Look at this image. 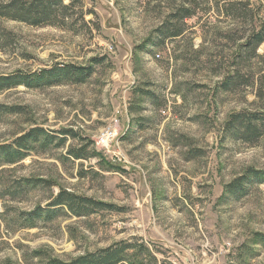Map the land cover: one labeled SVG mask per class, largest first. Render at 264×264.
<instances>
[{
  "label": "rangeland",
  "instance_id": "rangeland-1",
  "mask_svg": "<svg viewBox=\"0 0 264 264\" xmlns=\"http://www.w3.org/2000/svg\"><path fill=\"white\" fill-rule=\"evenodd\" d=\"M45 1L61 3L35 23L12 7L34 0H0V79L92 72L0 92V147L44 131L23 160L0 161V264L70 262L123 243L122 264H264V179L227 194L264 172V44L257 56L243 49L264 0H192L196 15L168 25L183 35L166 40L183 0ZM240 113L258 134L230 130ZM64 191L113 209L53 207Z\"/></svg>",
  "mask_w": 264,
  "mask_h": 264
},
{
  "label": "trees",
  "instance_id": "trees-1",
  "mask_svg": "<svg viewBox=\"0 0 264 264\" xmlns=\"http://www.w3.org/2000/svg\"><path fill=\"white\" fill-rule=\"evenodd\" d=\"M60 1V0H58ZM171 1V0H166ZM220 1V0H219ZM222 1V0H221ZM195 2V1H194ZM60 2H46L45 0H34L33 8H26L24 5H13L15 12L18 13L21 21H30V19H35V23H46L50 19H54L56 15L55 4H60ZM193 3L192 0H183L180 7L177 10H172L170 14H168L167 20L165 21V26L171 23L173 24V20H177L178 25H184L185 21L191 19L196 15V9L191 5ZM16 4V3H15ZM217 5H219L217 3ZM11 7V6H10ZM9 8V7H8ZM55 9V10H54ZM225 12L228 16H232L234 18H243L248 19V15L246 12L244 14H239L237 10L234 8L226 7ZM222 13V12H221ZM250 19V18H249ZM252 17V21H253ZM39 25V24H37ZM178 25H174L168 27L163 31V40L167 38H179L183 35L184 30L178 27ZM264 44V21L262 22L260 30H254L252 34L248 37L247 42H245L243 49L248 53L257 56V51L261 45ZM91 68H77L74 66H65V67H56L54 69L48 71H42L39 75L32 78H24L23 80H8L6 78L0 79V92L12 87L13 85L24 84L26 87H32L33 84L37 83H53L55 85H59L63 83V81L71 80L75 82L85 81V77L91 75ZM89 73V74H88ZM230 81V80H229ZM228 81L225 82L224 86L228 85ZM227 126L230 130L240 131L244 137L249 134L256 135L259 132V128L261 126L255 125L251 118H247L244 114H237L230 118ZM44 134L42 129H34L30 131L28 134L19 138L14 145H6L0 147V161L4 163L12 164L16 161H21L26 157L25 151L30 148V145L34 143H39L41 141L40 137ZM45 142L47 140H44ZM75 157L80 158V155H75ZM249 174L238 180H235L227 187V194L230 195H238L241 193V190L244 188V181L247 180L248 176L252 178H263L264 172H254L251 170L248 172ZM53 207H67L71 212H73L77 216H83L86 212H94L98 210H107L113 209V206L108 204L100 203L94 201L89 198H82L75 196L73 194H68L67 192H61L60 195L56 198V200L52 204ZM257 240H260L264 244V235L256 234ZM132 246L129 244H115L106 248L104 250L99 251L95 254H89L85 256H81L70 262H62L61 260H50L46 264H122L124 261H127V253L128 250L131 249ZM135 264V263H133Z\"/></svg>",
  "mask_w": 264,
  "mask_h": 264
},
{
  "label": "built area",
  "instance_id": "built-area-1",
  "mask_svg": "<svg viewBox=\"0 0 264 264\" xmlns=\"http://www.w3.org/2000/svg\"><path fill=\"white\" fill-rule=\"evenodd\" d=\"M110 137H113V133L111 131L110 132H106L105 134H103L102 139H107V138H110Z\"/></svg>",
  "mask_w": 264,
  "mask_h": 264
}]
</instances>
